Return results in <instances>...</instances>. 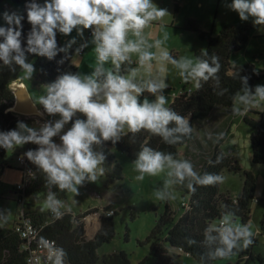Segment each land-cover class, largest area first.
Segmentation results:
<instances>
[{
  "label": "clouds",
  "instance_id": "clouds-1",
  "mask_svg": "<svg viewBox=\"0 0 264 264\" xmlns=\"http://www.w3.org/2000/svg\"><path fill=\"white\" fill-rule=\"evenodd\" d=\"M226 6L237 13L242 22L251 19L254 27H264V0H231ZM25 9L31 25L26 48L21 46L23 15L5 11L2 18L6 26H0V38H3L0 61L12 71H15L13 65H18L22 74L18 79L31 80L35 71L26 53L48 60H53L58 53H65L67 57L76 40L73 38L58 48L57 32L69 36L75 29L83 36L84 30L91 29L94 45L95 66L90 74L67 72L43 86L46 94L39 96L38 103L49 116L58 114L59 119L38 128L18 121L15 129L0 132V148L8 152L29 143L39 146L24 155L44 174L49 188L55 186L60 191L78 195L86 181L95 183L103 176L106 157L94 152L93 145L108 141L116 144L122 135L131 133L134 138L141 131L160 137L167 145L179 144L190 137L193 129L189 119L166 107L168 100L163 93L168 84L159 73L153 75L154 61L161 65L160 72L165 65L173 66L184 83L195 82L200 88L201 82L214 80L219 87L221 63L218 56L203 58L207 56L204 52L201 57L177 59L165 47L169 40L167 32L162 38L149 42L152 34L146 35L145 30L169 16L167 9L158 7L153 0H44L42 4L31 0ZM87 46L81 45L76 52ZM133 55L137 57V67L126 69V75L121 74V66L131 64ZM109 62L112 67H105ZM232 69L234 72L230 75L241 84L240 91L233 96V112L240 114L264 104V85H257L253 91L249 77L240 75L241 69L235 62ZM227 91L223 89L219 95ZM145 92L155 96V100L145 97L141 102L140 97ZM77 113L85 119L76 118L71 127L63 131ZM55 137H59L60 143L54 142ZM221 160L218 156L209 164H219ZM133 163L137 181H143L146 175L165 176L163 186L154 192L159 201L175 200L177 185L195 192L197 185L213 186L225 181V177L217 173L201 175L189 160L177 159L170 152L148 146L141 147ZM62 207L63 202L57 199L55 192L49 191L44 208L59 219L64 215ZM238 221L234 212H225L218 221L208 224L204 230L208 259H228L253 244L255 233L251 222ZM187 243L192 246L197 241L189 238ZM50 253L53 264H64L63 249L50 248Z\"/></svg>",
  "mask_w": 264,
  "mask_h": 264
},
{
  "label": "trees",
  "instance_id": "trees-1",
  "mask_svg": "<svg viewBox=\"0 0 264 264\" xmlns=\"http://www.w3.org/2000/svg\"><path fill=\"white\" fill-rule=\"evenodd\" d=\"M2 1L6 0H0V2ZM7 1L12 4L24 3L21 46L26 48L27 33L30 31L31 25L27 22L25 5L31 0ZM40 1L37 0L38 3ZM178 10L179 1L175 0V13ZM199 35L200 38L208 41V46L206 50L197 52L196 57H201L206 52L207 56L203 58H210L212 55L220 58L221 70L218 73L220 84L217 87L214 80H209L206 83L201 82L202 86L200 88L196 86L189 89L184 88L169 105V108L189 119L193 129L190 137L185 138L179 144L167 145L160 137L141 131L135 134L134 138L131 133L122 135L121 140L116 144H112L110 141L102 142L100 144V153H103L106 157L103 167L105 169L104 176L107 180L113 182L123 179V167L116 161L115 150L125 153L131 160H135L141 147L148 146L155 150L170 152L177 159H185L183 153L190 151L191 142L193 143L197 139V125L209 120L216 108L224 110L233 108V96L240 91L241 84L239 79L230 75L231 72H234L231 57L242 51L249 43L250 30L247 26L226 24L216 35L212 31L200 33ZM0 42H3V38H0ZM57 46L58 48L64 46L58 37ZM73 53V51L68 52L67 57L65 53H58L53 60L26 53L28 62L34 64L33 84L38 87L44 86L54 82L61 74L67 72L76 73L77 68L72 62ZM61 60H63V63H59ZM237 66L241 69V76L249 77L248 83L250 87L254 86L258 81H264V70L257 71L252 64ZM135 67H137L136 62L123 64L121 66V74L126 75V69ZM13 68H15V71L10 70L8 66H4L3 62L0 61V132L15 129L18 121H27L24 115H19L12 110L15 103V94L11 84L21 76L19 66L13 65ZM223 89L228 91L223 95H219V92ZM40 108L42 109L44 120L47 122L52 121L55 116H49L42 105H40ZM249 112L258 117L256 119L250 116L249 113L244 114V122L254 130L251 138L252 160L254 164L264 165V110H249ZM56 116L59 115L57 114ZM76 118L85 119L82 114L77 113L73 117V121L69 122L68 125L71 126ZM173 126L169 125V127ZM53 139L59 140V137ZM223 140V136L216 140L211 154L203 160L198 173L203 175L208 172L222 175L224 170L235 173L244 172L245 181L242 192L238 196L232 197L229 193L221 192V184L213 186L197 185L195 192L189 191L184 186V195L188 196V199L184 202L188 203V205H182L183 212L179 214L169 204H166L164 212L157 219L156 225L149 236L144 241L139 242L140 245L150 246V251L154 258L153 264H176V258H180L182 255L190 256L200 264H216L223 259L210 260L207 258L209 248L204 244V230L208 224L218 221L225 212H234L236 217L242 219L243 224L250 222V206L255 197L257 180L252 172L242 170L235 156L226 154L221 149ZM182 148L185 150L184 152ZM35 149L28 146L25 152ZM8 156L9 152L0 148V180L6 171L12 168L8 161ZM218 156L222 157L221 162L210 165L209 161L215 162ZM28 169L32 170L31 175L28 172L25 173V169L19 167L24 176V195L26 200L48 195L49 191L55 192L59 200L66 199L68 192L60 191L55 186L49 188L46 185L44 174L33 166L31 162L28 165ZM25 202L28 204L27 201ZM111 210L113 211L111 215L107 216L105 214L101 217L100 229L92 239L87 237L83 218L97 210H90L83 215L76 216L71 212L61 210L64 215L57 219L50 215L48 210L43 212L26 206L24 207V214L39 229V238L54 239L58 247L64 250L66 253L64 262L66 264H132L129 254L124 250L102 256L99 254L100 248L105 244L111 243L116 236L114 216L117 215V211L113 210L111 206L105 208L106 213ZM260 234L264 235V218L261 222ZM189 238L194 239L197 243L189 246L187 243ZM258 243L259 238L255 236L253 237L252 245L233 255L238 259L236 264H264V256L255 252V246ZM21 245L22 239L15 231L14 226L6 228L0 225V264H26V255L25 252L21 251ZM201 257H204V259L202 260Z\"/></svg>",
  "mask_w": 264,
  "mask_h": 264
},
{
  "label": "rangeland",
  "instance_id": "rangeland-1",
  "mask_svg": "<svg viewBox=\"0 0 264 264\" xmlns=\"http://www.w3.org/2000/svg\"><path fill=\"white\" fill-rule=\"evenodd\" d=\"M179 10L175 13V0H153L160 8L167 9L169 16L162 21L154 22L153 26L146 29V35L151 33L149 42L151 43L155 38H162L163 33L169 34V40L165 47L177 59L181 56L196 57L197 52L206 50L208 41L200 38V33H207L212 31L215 35L220 32L222 27L226 24L247 26L250 30V41L246 47L234 54L231 57V63L236 65L252 64L257 71L264 70V27L258 29L253 26L251 19L247 22H242L237 13L227 8V4L231 0H178ZM44 0L40 3L42 4ZM5 11H16L23 15L24 3L12 4L10 2H0V26H6L2 18ZM195 31H194V30ZM61 43L65 46L68 41L75 38L76 43L71 46L68 52L73 51V64L77 68V72L81 74H90L95 66L94 45L91 43L92 32L91 29L84 30L83 36L77 34L74 29L69 36L58 34ZM87 44V47L81 49L79 53L77 48L81 45ZM152 51H157L152 49ZM137 57L132 56V62H136ZM153 75L158 73L162 78H165L168 84L167 89L164 90V95L167 97L168 103L166 107L173 102L174 98L178 96L184 88H194L195 82L184 83L178 74V71L171 65H165L164 71L160 72L161 65L153 62ZM105 67H112L109 62ZM35 74V71H34ZM31 80H24L30 89V93L37 105L38 98L45 95L43 86H35L33 78ZM22 75V74H21ZM257 85H264V81H258L252 86L254 91ZM147 97L150 101L155 100V96L150 93H143L140 97L142 100ZM264 110V104L256 109L250 110ZM249 113L250 116L258 119L257 115L253 113L241 112L235 114L233 108L231 109H215L211 118L197 125L196 135L197 139L192 143L190 151L184 152V158L189 160L194 170L199 172L203 160L211 154L213 146L220 138L224 137L221 149L226 154H231L238 159L243 171L252 172L257 180L255 197L251 203L250 222L252 224V231L259 238V243L255 246V252L264 256V235L261 232V222L264 218V165L254 164L252 160V142L251 138L254 130L244 122V114ZM42 114L34 116L43 117ZM55 116L52 122L59 119ZM29 127L38 128L41 123L33 124V122L25 121ZM67 125L63 131L70 128ZM63 134V132H62ZM60 143L59 140H54ZM38 148L35 144H25L15 148V151H9L8 161L14 167L8 169V176H3L0 180V225L6 228H12L15 222L19 219L22 208L30 207L46 212L44 203L47 195L40 196L26 200L28 204L22 205L18 202V185L24 184L23 173L19 170V163L17 162V153L25 152L28 146ZM93 151L100 153V145H93ZM116 161L123 167V179L119 181H109L105 176L99 177L95 183L85 182L79 189V194L67 193L66 199L63 202L62 209L76 215H83L98 208L100 214L105 215V208H111L117 211L114 216L116 236L111 243L103 245L99 254L107 255L116 251L124 250L129 254L132 264H153L154 258L150 251L149 245H140L139 242L144 241L152 229L156 225L157 219L164 212L166 204L179 214L183 212L182 203L188 199L184 195V186H175V200L159 201L155 198L154 192L157 188L163 186L165 176H145L143 181H137L135 177L138 173L134 167V161L128 158L125 153L115 150ZM33 166H35L32 163ZM222 176L225 177L224 183L221 184V192L229 193L232 197L238 196L243 189L245 176L244 172L235 173L233 171L224 170ZM256 200H258L256 202ZM98 213L93 212L88 219H84L86 234L89 239L94 238L100 229L101 222L98 220ZM89 221V223H88ZM243 224L242 219L239 221ZM259 232L256 234V231ZM238 261L236 256L228 259L218 261L216 264H236ZM176 264H200L194 258L182 255L176 258Z\"/></svg>",
  "mask_w": 264,
  "mask_h": 264
},
{
  "label": "built area",
  "instance_id": "built-area-1",
  "mask_svg": "<svg viewBox=\"0 0 264 264\" xmlns=\"http://www.w3.org/2000/svg\"><path fill=\"white\" fill-rule=\"evenodd\" d=\"M24 116L27 121H32L33 124L47 123V121L44 120L43 117L40 118L34 115H24ZM25 153L26 152L23 153L21 152L17 155V162L19 163V167L25 169V173L28 172V174L31 175L32 170L30 171V169H28V165L30 161L24 155ZM17 188L18 191H20L18 195V202L23 207L26 201V197L24 195L25 184L18 185ZM257 201L258 200H256V202ZM182 205L187 206L188 203L184 202ZM109 212H111V214L113 213L112 210ZM49 213L50 215L53 216V214L50 211ZM108 213H106L107 216H109ZM14 229L22 239L21 251L25 252L26 264H53V259H50L51 256L50 248H59L57 242L54 239L39 238V229L35 226V224L30 218L25 216L24 208H22L20 217L14 224ZM64 264L66 263L64 262Z\"/></svg>",
  "mask_w": 264,
  "mask_h": 264
},
{
  "label": "water",
  "instance_id": "water-1",
  "mask_svg": "<svg viewBox=\"0 0 264 264\" xmlns=\"http://www.w3.org/2000/svg\"><path fill=\"white\" fill-rule=\"evenodd\" d=\"M15 82L11 84V88L15 94V103L12 110L19 115L42 114V109H40L31 99V94L28 90L21 86H16Z\"/></svg>",
  "mask_w": 264,
  "mask_h": 264
},
{
  "label": "crops",
  "instance_id": "crops-1",
  "mask_svg": "<svg viewBox=\"0 0 264 264\" xmlns=\"http://www.w3.org/2000/svg\"><path fill=\"white\" fill-rule=\"evenodd\" d=\"M42 1V0H41ZM40 1V2H41ZM58 34H59V32H57V37H58ZM59 38V37H58ZM16 86H21V87H23V88H26L27 90H28V92L30 93V89H29V86H28V84L24 81V80H21V79H18L16 82ZM31 94V93H30ZM31 99L34 101V103L36 104V102H35V100H34V98L32 97V94H31ZM37 105V104H36ZM39 108H40V105H37ZM41 109V108H40ZM254 109H256V108H254ZM224 110V109H223ZM258 110V109H257ZM214 112V111H213ZM212 115H213V113H212ZM30 122H32V121H30ZM30 146V145H29ZM14 151H15V149H14ZM22 151V150H21ZM21 151H18V153L17 154H19V153H21ZM12 167H14V165L13 164H10ZM36 167V166H35ZM8 170L6 171V173H5V175L4 176H8ZM110 206H112V205H110ZM62 211H64L63 209H61ZM94 210H97V211H95L96 213H98V215L96 214V216H98V220H99V222H101V217L103 216L102 214H100V210L98 209V208H95ZM47 211V210H46ZM64 212H67V211H64ZM95 212H94V214H95ZM93 214V212L92 213H90V214H88L86 217H84L83 218V221H84V219H88L89 217H90V215H92ZM88 223H89V221H88ZM259 232V230H257L256 231V234ZM261 232H259V234H260ZM257 236V235H256Z\"/></svg>",
  "mask_w": 264,
  "mask_h": 264
}]
</instances>
